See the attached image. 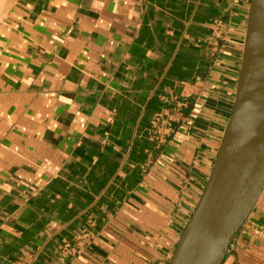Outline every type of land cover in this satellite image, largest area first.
I'll return each mask as SVG.
<instances>
[{
	"label": "crops",
	"instance_id": "0c3cea01",
	"mask_svg": "<svg viewBox=\"0 0 264 264\" xmlns=\"http://www.w3.org/2000/svg\"><path fill=\"white\" fill-rule=\"evenodd\" d=\"M250 0H0V264H168L232 112ZM222 264H264V191Z\"/></svg>",
	"mask_w": 264,
	"mask_h": 264
},
{
	"label": "water",
	"instance_id": "95a60500",
	"mask_svg": "<svg viewBox=\"0 0 264 264\" xmlns=\"http://www.w3.org/2000/svg\"><path fill=\"white\" fill-rule=\"evenodd\" d=\"M264 191V0H250L232 112L168 264H222Z\"/></svg>",
	"mask_w": 264,
	"mask_h": 264
}]
</instances>
